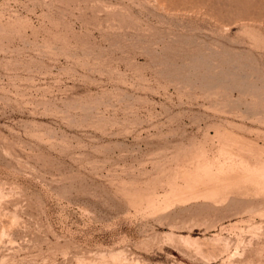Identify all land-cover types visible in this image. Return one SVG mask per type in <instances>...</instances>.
Segmentation results:
<instances>
[{
  "label": "rangeland",
  "instance_id": "rangeland-1",
  "mask_svg": "<svg viewBox=\"0 0 264 264\" xmlns=\"http://www.w3.org/2000/svg\"><path fill=\"white\" fill-rule=\"evenodd\" d=\"M0 264H264V0H0Z\"/></svg>",
  "mask_w": 264,
  "mask_h": 264
}]
</instances>
